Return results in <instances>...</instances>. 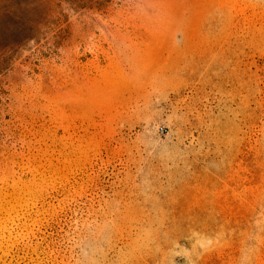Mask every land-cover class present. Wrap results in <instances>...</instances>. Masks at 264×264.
I'll return each instance as SVG.
<instances>
[{"label":"rangeland","instance_id":"374dc122","mask_svg":"<svg viewBox=\"0 0 264 264\" xmlns=\"http://www.w3.org/2000/svg\"><path fill=\"white\" fill-rule=\"evenodd\" d=\"M21 1L0 264H264V0Z\"/></svg>","mask_w":264,"mask_h":264},{"label":"trees","instance_id":"16d2710c","mask_svg":"<svg viewBox=\"0 0 264 264\" xmlns=\"http://www.w3.org/2000/svg\"><path fill=\"white\" fill-rule=\"evenodd\" d=\"M53 0H35L33 2V5L35 8H47L49 4H51ZM17 8H24L23 3L21 0H0V22L6 15H13L16 18H20V14L22 13L21 10H18ZM27 25H30L28 23ZM36 31L35 27L32 26H26L22 27L20 26L19 29L16 30L15 34L19 35V37H23L24 39H28V33ZM18 43L20 42H13L11 44L12 48H15ZM1 53V50H0ZM4 64L2 62V57H0V67H3Z\"/></svg>","mask_w":264,"mask_h":264}]
</instances>
